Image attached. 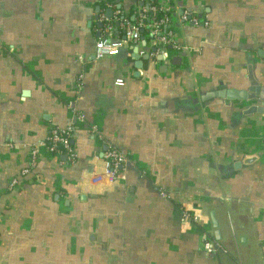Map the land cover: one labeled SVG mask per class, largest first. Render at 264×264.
<instances>
[{
  "label": "crops",
  "instance_id": "0c3cea01",
  "mask_svg": "<svg viewBox=\"0 0 264 264\" xmlns=\"http://www.w3.org/2000/svg\"><path fill=\"white\" fill-rule=\"evenodd\" d=\"M143 1L0 0V264H264V115L199 100L249 73L264 87V0H169L175 45L156 54L123 31ZM104 37L117 52L95 59ZM67 127L74 164L38 147L9 189ZM110 146L125 178L82 184Z\"/></svg>",
  "mask_w": 264,
  "mask_h": 264
},
{
  "label": "built area",
  "instance_id": "2783aa9c",
  "mask_svg": "<svg viewBox=\"0 0 264 264\" xmlns=\"http://www.w3.org/2000/svg\"><path fill=\"white\" fill-rule=\"evenodd\" d=\"M100 21L105 24L106 31L111 29L109 21L103 14L100 15ZM172 22V9L169 0H144L143 4L136 9L132 21L123 20V31L127 41L138 43L148 40L156 51L159 49L160 52H164L175 45ZM116 52V48L108 43L107 38H98L96 40L94 49L95 59H102ZM123 83L122 78H117L114 81V85L117 86ZM77 118L80 121L84 119L80 113L77 114ZM71 133V127H67L64 130L51 129L46 140L38 146L35 145L30 150L29 165L21 169L18 176L10 180L9 189L17 187L22 178H26L31 174L38 157V147H43L50 155L57 157L64 155L67 164H74L76 152L71 143ZM8 146L12 148V145ZM101 161V169L94 172L90 178L82 179V184H85L87 187L109 190L125 178L123 168L127 163V158L120 150L110 146L103 152ZM160 195L165 196L164 191H160ZM182 219L185 222H196L197 216L194 212L190 214L185 210L182 213ZM202 249L208 255L216 254L221 250L219 243L214 238L208 236V234L203 235Z\"/></svg>",
  "mask_w": 264,
  "mask_h": 264
},
{
  "label": "water",
  "instance_id": "95a60500",
  "mask_svg": "<svg viewBox=\"0 0 264 264\" xmlns=\"http://www.w3.org/2000/svg\"><path fill=\"white\" fill-rule=\"evenodd\" d=\"M98 12H99V8H96L95 13V20L98 19ZM111 10L106 11V18H110L111 16ZM118 22L116 23V26H118ZM99 26L101 27L102 24L99 23ZM125 38V37H124ZM137 50L134 49L133 53H136ZM152 52H156V49L153 48ZM133 56L137 59V55L135 56V54H133ZM158 60H162L163 56L159 55L157 57ZM136 68H140V63H136L135 64ZM165 68V67H163ZM248 86L245 89H241V90H237V89H227V90H219V91H214V92H209L204 94L203 96L200 97V102H207L210 99L213 98H221V99H226L229 101H245V102H254L255 105H252L251 107H249L248 109H246L243 114L244 115H250V114H254V113H259L264 115V87H262L261 85H259V83L257 81H255L252 77V75L249 73L248 75ZM198 102V101H195ZM103 150H106V147L103 148ZM102 154L100 155V157H102ZM62 160H65V158L63 157ZM210 222L211 225L214 229L217 228L218 224L214 218V213L210 212ZM214 237L215 239L218 241L220 240V233L218 230L214 231Z\"/></svg>",
  "mask_w": 264,
  "mask_h": 264
},
{
  "label": "trees",
  "instance_id": "16d2710c",
  "mask_svg": "<svg viewBox=\"0 0 264 264\" xmlns=\"http://www.w3.org/2000/svg\"><path fill=\"white\" fill-rule=\"evenodd\" d=\"M105 1H107V2H108V1H111V0H105ZM101 4H102L101 2H100V3H98V5H100V8L102 7V6H101Z\"/></svg>",
  "mask_w": 264,
  "mask_h": 264
}]
</instances>
